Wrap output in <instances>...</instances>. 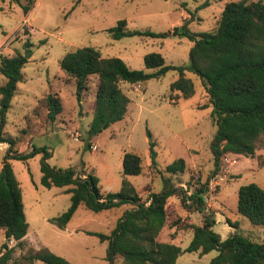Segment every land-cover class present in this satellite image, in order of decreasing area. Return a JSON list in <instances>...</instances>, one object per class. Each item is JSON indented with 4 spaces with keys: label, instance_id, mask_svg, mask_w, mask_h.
<instances>
[{
    "label": "rangeland",
    "instance_id": "rangeland-1",
    "mask_svg": "<svg viewBox=\"0 0 264 264\" xmlns=\"http://www.w3.org/2000/svg\"><path fill=\"white\" fill-rule=\"evenodd\" d=\"M225 1L228 0H33L23 14L14 1L0 0V55L23 53L24 39L31 42L27 59L20 69L22 79L16 82L2 127L5 134L14 138L12 148L26 153L32 147L44 146L48 155L43 160L49 165L74 168L82 164L97 177L102 192L119 188L121 154L131 150L139 155L141 168L139 173L126 174L125 178L143 199L148 196V190L157 192L169 181L172 184L181 181V188L188 193L195 180H204L212 167L208 142L215 124L210 107L200 106L207 99L198 76L184 69L194 91L173 100L168 96V83L176 75L174 69H167L158 77L146 78L139 90L120 81V88L130 98L128 113L88 136L86 130L96 76L88 75V87L78 103L73 94L74 81L61 71L58 60L66 50L94 46L100 55L118 56L130 68L150 70L144 67L142 55L152 50L158 51L166 64L185 65L191 44L185 36L133 34L112 38L105 28L124 18L129 29L166 32L182 21V13H188L189 17L185 18H189L190 30H211ZM3 78L0 73V82ZM48 91L56 92L61 101V110L52 121L45 115L42 97ZM75 129L79 135L73 139ZM149 141L154 150L152 155ZM87 142L94 143L95 148L88 147ZM8 145L0 141V165ZM262 152L263 149L257 147L251 156L236 157L229 169L221 157L220 169L208 179L203 211L212 212L211 228L222 237L227 234V228H235L231 225L235 221L239 233L264 241V225L249 223L235 207L239 184L252 181L264 187V163L256 161L264 154ZM40 157L41 151L24 159L7 157L19 181L27 222L22 245L14 247L12 259H18L29 249L46 247L72 264H107L105 242L87 230L107 231L124 204L100 211H91L79 204L63 227L56 226L49 218L68 206L69 193L63 186L40 184ZM176 157L183 158L184 169L175 174L167 172L164 166ZM187 180L191 187H187ZM166 214L158 238H168L169 234L168 241L179 246L188 242L186 233L190 228L187 224L199 223L202 219L199 210L187 208L176 194L167 199ZM5 241L0 230V244ZM215 253V249L202 254L183 251L175 264H204ZM115 262L122 264L119 257ZM34 264L46 263L34 260Z\"/></svg>",
    "mask_w": 264,
    "mask_h": 264
},
{
    "label": "trees",
    "instance_id": "trees-1",
    "mask_svg": "<svg viewBox=\"0 0 264 264\" xmlns=\"http://www.w3.org/2000/svg\"><path fill=\"white\" fill-rule=\"evenodd\" d=\"M17 3L25 14L33 0H11ZM189 18H183L166 32L145 29H129L126 20L119 18L105 28L112 38L125 35H148L153 37L185 36L191 41L187 50V63L166 64L158 51H148L142 55L145 68H130L118 56H102L94 46H78L66 50L59 58L58 65L66 77L74 81L73 94L79 103L88 87V75L95 74L96 84L91 107V117L87 125V135L91 136L112 122L122 118L128 96L120 88L119 82L140 83L149 77H158L167 69L176 70L169 83V98L186 97L193 93L191 79L184 75V69L194 72L206 93V102L200 106L210 107V116L215 129L208 142L212 167L202 181L195 180L191 187L187 180L186 193L181 186L172 184L157 192H148L142 199L134 186L125 178L126 174L140 171V157L131 150L121 154V179L116 191L102 192L97 177L86 171L83 165L60 168L49 165L43 159L48 155L44 146L32 147L26 153L12 148L14 138L2 130L5 112L16 87L22 79L21 66L27 59L31 42L25 38L24 52L15 51L11 55H0V141L8 143L6 155L0 165V228L6 238L14 240L0 244V264H33L38 259L46 264H72L65 257L46 247L27 250L17 259H12L15 246L21 247L27 222L24 217L19 181L16 179L8 156L24 159L41 151L39 160V182L43 186H65L69 193L68 206L49 220L63 227L78 204L91 211H100L126 204L114 224L107 231H90L105 242L104 258L107 264H116L117 257L122 264H175L176 256L183 251L198 250V254L215 249L216 253L204 264H264V241L251 239L236 230V222H231L233 231L222 239L212 230V212L203 211V196L207 191L210 176L220 169L221 157L225 152L253 155L257 147L264 152V0H228L217 16L211 30L192 31L188 27ZM45 115L51 121L61 110V102L56 92L48 91L43 96ZM89 147L90 143L87 142ZM152 155V141H149ZM264 163V154L257 158ZM182 157H176L164 166L169 173L184 169ZM237 175V174H236ZM235 175V176H236ZM178 195L187 208L201 212V222L187 226L191 236L184 247L156 238L166 220L168 196ZM236 211L253 225H264V189L249 181L239 184L236 190ZM203 264V263H189Z\"/></svg>",
    "mask_w": 264,
    "mask_h": 264
},
{
    "label": "crops",
    "instance_id": "crops-1",
    "mask_svg": "<svg viewBox=\"0 0 264 264\" xmlns=\"http://www.w3.org/2000/svg\"><path fill=\"white\" fill-rule=\"evenodd\" d=\"M189 17V14L188 13H182V15H181V17ZM174 78V77H173ZM141 83L142 82H140V83H135V84H130V83H127V85L129 86V87H131V88H133V89H140L141 88ZM58 95V94H57ZM59 97V96H58ZM60 99V98H59ZM128 102L130 101V98L128 97ZM172 100V99H171ZM93 101V100H92ZM61 102V101H60ZM81 102V101H80ZM128 102H127V104H128ZM91 107H92V105H91ZM91 107H90V109H91ZM126 113H128V108H127V105H126V109H125V112H124V114H126ZM124 114H123V116H124ZM81 116V115H80ZM123 116H122V118H123ZM129 116H130V114H129ZM120 120V119H119ZM117 121V120H116ZM113 123V122H112ZM109 126V125H108ZM263 153V152H262ZM240 156H242V154H239V153H232V152H225V153H223V155H222V158L225 160V162H226V168L227 169H229V167H230V165L232 164V163H234L235 161H236V157H240ZM151 170V169H150ZM232 173H235V172H232ZM181 184H182V182L180 181V182H178L177 183V185L178 186H181ZM64 188H65V186H63ZM263 189H264V187H262ZM147 192H149V190L147 191ZM171 196V195H170ZM170 196H168V198L170 197ZM142 199L144 198L143 196H140ZM167 198V199H168ZM79 205V204H78ZM81 205V204H80ZM125 207H127V205L126 204H124V207H123V209L125 208ZM112 208V207H111ZM109 209V208H108ZM122 209V210H123ZM103 210V209H102ZM228 227V226H227ZM161 229V228H160ZM0 230L3 232V230L0 228ZM172 231V230H171ZM231 231H233V229H230V228H227V234L229 233V232H231ZM160 233H161V231L159 230L158 231V233H157V235H156V238L157 239H159L158 238V236L160 235ZM186 234H188L187 236H188V238H190V236H191V230L189 229L188 230V232L186 233ZM176 235V234H175ZM174 235V236H175ZM24 236V235H23ZM173 236V237H174ZM167 237L169 238V237H171L169 234H167ZM168 238H165V239H160V240H164V241H168ZM219 238L220 239H222L223 237L222 236H220L219 235ZM189 240V239H188ZM6 241H7V244L8 245H12L13 244V242H14V240L13 239H11V238H6ZM171 242V241H170ZM186 245V243L184 244V245H182V246H180L181 248L182 247H184ZM196 252H198V250H195ZM177 257H178V255L176 256V258H175V260L177 259ZM35 260H38V259H35ZM33 264H34V261H33Z\"/></svg>",
    "mask_w": 264,
    "mask_h": 264
},
{
    "label": "built area",
    "instance_id": "built-area-1",
    "mask_svg": "<svg viewBox=\"0 0 264 264\" xmlns=\"http://www.w3.org/2000/svg\"><path fill=\"white\" fill-rule=\"evenodd\" d=\"M78 135H79V132L75 129V130L73 131L72 138H73V139H76V137H77ZM89 147L93 149V148H95V144H94V143H92V144L90 143Z\"/></svg>",
    "mask_w": 264,
    "mask_h": 264
}]
</instances>
